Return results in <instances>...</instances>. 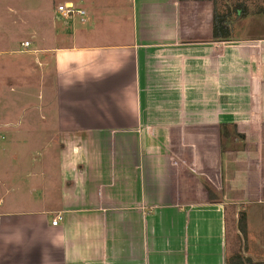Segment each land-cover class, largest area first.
Listing matches in <instances>:
<instances>
[{
    "label": "crops",
    "instance_id": "obj_1",
    "mask_svg": "<svg viewBox=\"0 0 264 264\" xmlns=\"http://www.w3.org/2000/svg\"><path fill=\"white\" fill-rule=\"evenodd\" d=\"M217 9L0 0V264H264V0Z\"/></svg>",
    "mask_w": 264,
    "mask_h": 264
},
{
    "label": "built area",
    "instance_id": "obj_2",
    "mask_svg": "<svg viewBox=\"0 0 264 264\" xmlns=\"http://www.w3.org/2000/svg\"><path fill=\"white\" fill-rule=\"evenodd\" d=\"M55 11L58 13V15L62 18H68V17H77L79 20H84L85 11L83 8L76 7L72 4L68 3H59L55 6ZM29 44L28 41H23L22 45L27 46ZM61 218V216H56L51 223L53 225H56L58 220Z\"/></svg>",
    "mask_w": 264,
    "mask_h": 264
},
{
    "label": "trees",
    "instance_id": "obj_3",
    "mask_svg": "<svg viewBox=\"0 0 264 264\" xmlns=\"http://www.w3.org/2000/svg\"><path fill=\"white\" fill-rule=\"evenodd\" d=\"M230 25L226 24L223 16L215 14L212 22V36L214 38H229L230 37ZM243 214L238 216V227L243 232Z\"/></svg>",
    "mask_w": 264,
    "mask_h": 264
},
{
    "label": "rangeland",
    "instance_id": "obj_4",
    "mask_svg": "<svg viewBox=\"0 0 264 264\" xmlns=\"http://www.w3.org/2000/svg\"><path fill=\"white\" fill-rule=\"evenodd\" d=\"M215 6H216V8H218L217 10H219L217 15L223 16L225 23L230 25V28L232 30L231 19H232L234 14L230 15V0H215ZM245 32H246V30H245ZM233 33L238 34V33H242V32L240 30L234 29ZM3 100H4V98H3ZM31 144H33V143H31V142H20L21 150L26 151V150L30 149Z\"/></svg>",
    "mask_w": 264,
    "mask_h": 264
}]
</instances>
